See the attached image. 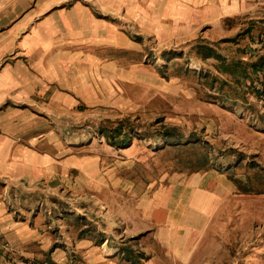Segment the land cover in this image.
Masks as SVG:
<instances>
[{
    "label": "rangeland",
    "instance_id": "obj_1",
    "mask_svg": "<svg viewBox=\"0 0 264 264\" xmlns=\"http://www.w3.org/2000/svg\"><path fill=\"white\" fill-rule=\"evenodd\" d=\"M232 3L103 54L53 174L0 179V264H264V0Z\"/></svg>",
    "mask_w": 264,
    "mask_h": 264
},
{
    "label": "crops",
    "instance_id": "obj_2",
    "mask_svg": "<svg viewBox=\"0 0 264 264\" xmlns=\"http://www.w3.org/2000/svg\"><path fill=\"white\" fill-rule=\"evenodd\" d=\"M218 2L0 0V179L53 174L57 123L92 100L109 49L124 51L128 36L165 34L173 23L189 29L205 4L214 16Z\"/></svg>",
    "mask_w": 264,
    "mask_h": 264
},
{
    "label": "trees",
    "instance_id": "obj_3",
    "mask_svg": "<svg viewBox=\"0 0 264 264\" xmlns=\"http://www.w3.org/2000/svg\"><path fill=\"white\" fill-rule=\"evenodd\" d=\"M252 67H253V70H254L255 72H257V71L263 69V68H264V58H261L258 62L254 63V64L252 65Z\"/></svg>",
    "mask_w": 264,
    "mask_h": 264
},
{
    "label": "bare ground",
    "instance_id": "obj_4",
    "mask_svg": "<svg viewBox=\"0 0 264 264\" xmlns=\"http://www.w3.org/2000/svg\"><path fill=\"white\" fill-rule=\"evenodd\" d=\"M86 177H87V176H86ZM88 177H89V176H88ZM88 177H87V178H88ZM89 179H90V178H89ZM89 179H86V180L88 181ZM87 184H88V183H87ZM88 185H89V184H88ZM203 203H204V202H203ZM185 213H186V212L183 213L181 219H183V218L185 217V216H184ZM186 217H187V216H186ZM189 217H190V215H189ZM177 219H178V218H177ZM177 219H176V220H177ZM189 219H190V218H189ZM161 220H162V217H161ZM161 220H160V221H161ZM169 220H170V219H169ZM177 221H178V220H177ZM170 222H171V221H170ZM178 223H179V221H178ZM178 223H177V224H178ZM187 223H188V222H187ZM191 226H192V225H191ZM184 228H185V226H184ZM184 232H185V230H184ZM184 232H183V234H184ZM187 232H188V231H187ZM175 233H176V232H175ZM175 235H176V234H175ZM186 235H187V233H186ZM173 237H174V236H173ZM186 238H187V236H186ZM180 241H181V239H180ZM172 243H173V241H172ZM182 243L184 244L183 241H182ZM178 247H181V248H182V245H180V246H178ZM174 250H175V249H174ZM180 251H181V250H180ZM173 252H174V251H173ZM176 252H177V251H176ZM176 252H175V254H176ZM180 257H181V255H180Z\"/></svg>",
    "mask_w": 264,
    "mask_h": 264
}]
</instances>
